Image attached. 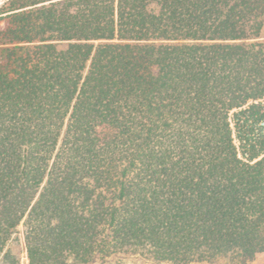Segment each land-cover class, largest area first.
<instances>
[{
    "label": "trees",
    "instance_id": "16d2710c",
    "mask_svg": "<svg viewBox=\"0 0 264 264\" xmlns=\"http://www.w3.org/2000/svg\"><path fill=\"white\" fill-rule=\"evenodd\" d=\"M20 226L28 264L264 256V0L0 5V263Z\"/></svg>",
    "mask_w": 264,
    "mask_h": 264
},
{
    "label": "rangeland",
    "instance_id": "374dc122",
    "mask_svg": "<svg viewBox=\"0 0 264 264\" xmlns=\"http://www.w3.org/2000/svg\"><path fill=\"white\" fill-rule=\"evenodd\" d=\"M6 0H0V5H2ZM11 247L13 249V252L20 258L19 264H28L26 249H25V242H24V235H23V227L20 226L17 233L15 234V238L11 243ZM264 262V256L259 257L258 259L251 261L248 264H261ZM4 264V263H0ZM95 264H100V262H97ZM124 264H134L130 260H126ZM139 264V263H136ZM229 264V263H226Z\"/></svg>",
    "mask_w": 264,
    "mask_h": 264
}]
</instances>
